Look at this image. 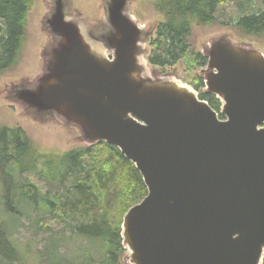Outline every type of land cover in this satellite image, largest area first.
I'll list each match as a JSON object with an SVG mask.
<instances>
[{
  "label": "water",
  "instance_id": "95a60500",
  "mask_svg": "<svg viewBox=\"0 0 264 264\" xmlns=\"http://www.w3.org/2000/svg\"><path fill=\"white\" fill-rule=\"evenodd\" d=\"M133 1L103 0L92 26L69 0H50L42 73L2 98L135 166L147 195L123 216L124 264H262L264 52L226 36L203 49L220 120L188 84L154 74L144 46L155 29L131 14Z\"/></svg>",
  "mask_w": 264,
  "mask_h": 264
},
{
  "label": "trees",
  "instance_id": "16d2710c",
  "mask_svg": "<svg viewBox=\"0 0 264 264\" xmlns=\"http://www.w3.org/2000/svg\"><path fill=\"white\" fill-rule=\"evenodd\" d=\"M244 1L153 0V10L163 21L149 43L148 62L162 72L177 63L187 73L206 66L189 38L195 27L218 25L215 12L227 4L240 10L233 25L236 36L264 48V0H258L262 10L255 13L241 11ZM32 5L33 0H0V76L19 62ZM189 82L196 91L203 87L198 76ZM199 95L223 119L218 100ZM146 195L135 166L104 142L80 144L64 152L43 151L19 128L0 124V264H25L13 236L23 211L29 209L47 216L51 223L64 224L61 238L50 239L39 264H124L123 216ZM66 228L72 237L97 243L101 258L87 255L74 263L57 256Z\"/></svg>",
  "mask_w": 264,
  "mask_h": 264
},
{
  "label": "rangeland",
  "instance_id": "374dc122",
  "mask_svg": "<svg viewBox=\"0 0 264 264\" xmlns=\"http://www.w3.org/2000/svg\"><path fill=\"white\" fill-rule=\"evenodd\" d=\"M152 2L153 0H134L129 7L131 14L141 25L155 29L152 30L153 35L150 41L155 37L156 26L163 21L162 16L153 10ZM69 3V13L74 18L82 19L92 26H96L102 21L104 15L103 0H69ZM49 8L50 0H33L32 9L27 16V36L23 43L19 62L13 69L0 76V124L19 128L28 139L43 151L64 152L76 145H86L76 128L64 127L57 118L43 121L34 120L23 114L19 107L6 103L2 98L3 92L7 91L10 86L21 82L30 83L42 73L43 52L50 43L48 35L43 30L42 21ZM247 9L254 13L262 10L258 0H245L241 11L245 12ZM239 11L228 4L217 8L215 18L218 25L194 28L189 38L193 49L201 54L211 40L226 36L233 43L251 44L264 52V48L256 45V43H249L236 36L233 25L240 14ZM144 48L151 51V46L148 43ZM205 70L206 67L204 66L187 73L180 63L165 69L164 72L158 67H153L154 74L175 75L188 85H190V79L195 76L201 78L203 83ZM190 87L194 89L193 85ZM203 89L204 83L203 87L196 91L197 94H202ZM23 213L24 215L18 222L20 224L19 229L15 232L13 239L25 264H39L41 252H46L50 239L54 237L58 241L61 238L59 233L62 232L64 224L51 223L47 216H42L41 213L34 212L33 209L24 210ZM63 234L64 238L59 243L57 256L60 255L74 263H78L87 255L96 260L101 258L102 254L99 247H95L97 243L78 236L72 237L69 228H66Z\"/></svg>",
  "mask_w": 264,
  "mask_h": 264
}]
</instances>
